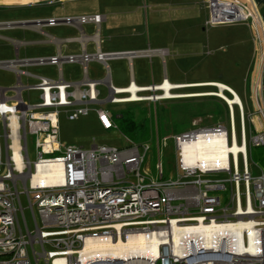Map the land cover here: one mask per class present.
<instances>
[{
  "label": "built area",
  "instance_id": "1",
  "mask_svg": "<svg viewBox=\"0 0 264 264\" xmlns=\"http://www.w3.org/2000/svg\"><path fill=\"white\" fill-rule=\"evenodd\" d=\"M201 4L207 10L205 26L248 21L259 38L249 0H202ZM62 21L97 24L101 16L66 17ZM58 22L61 20L49 18L33 23ZM138 52L16 55L0 61V67L16 74L13 85H0V264H264V168L252 159L259 171L253 174L249 164L251 149L264 146V128L257 130L253 121L259 115L264 126V85L258 82V62L252 80L257 88L254 109L245 114L241 102L231 105L221 97L228 109V126L193 120L189 129L173 135L175 177L169 178L164 177L161 162L155 165L156 178L143 172L151 148L148 140H129L122 147L93 144L89 148L61 140L60 114L75 120L87 115L91 105H99L94 111L102 129H117L114 113L101 105L106 101L122 103L118 100L128 93L107 80L108 95L99 99L98 80L85 76L71 82L61 75L52 78L27 69L78 61L86 72V64L92 59L105 62ZM216 137L229 147L237 143L240 150L236 154L229 150L221 164L195 161L185 153L184 143ZM158 147L160 151L157 141ZM222 174L226 176H219ZM239 222L251 225L252 235L244 229L240 238L243 245L254 242L259 246L258 257L237 251L240 238L230 233L217 242L213 237L211 249L202 243L192 244L190 237L179 244L168 239L157 241L156 250L142 253L128 254L121 248L116 254L110 248L160 227L172 231L174 226ZM97 244L110 247L94 249ZM178 246L181 252L177 253L174 248ZM196 251L202 253L196 255Z\"/></svg>",
  "mask_w": 264,
  "mask_h": 264
},
{
  "label": "crops",
  "instance_id": "2",
  "mask_svg": "<svg viewBox=\"0 0 264 264\" xmlns=\"http://www.w3.org/2000/svg\"><path fill=\"white\" fill-rule=\"evenodd\" d=\"M249 1L258 24L259 38L248 21L205 26L207 10L202 6V0H0V40L9 42L15 56L19 57L22 49L27 52L30 46L35 45L49 47L44 56L77 55L83 51L95 53L97 50L139 51L120 58H109L105 62L92 59L86 64V72L78 61L62 62L60 66L52 65L56 66L55 76L44 75L52 78L61 75L64 80L71 82L80 81L87 76L100 82L97 86L99 95L103 86L108 91L105 84L107 80L117 88H125L131 84L139 88L153 87L161 85L165 80L175 85L184 83L186 86L189 85V88L198 84L220 82L238 94L236 92L238 82L236 84L216 80L181 82L171 80L168 69L163 72L161 68L160 71L154 69L155 58L161 63V59L166 61L168 56L171 67L176 64L175 54L157 47L156 44L163 36H167L163 40L167 39L173 45L177 30L170 25L174 27L177 23H183L186 25L185 31L188 36L199 33L200 40H203L201 47L204 46L206 49L210 45L211 51L223 46L231 47V54L228 55L230 59L219 55L212 58L211 62L215 63L218 70H223L224 65L218 64L229 61L232 65L231 71L241 73L245 83L243 88L254 104L257 88L252 80L258 67L260 71L258 82L264 85V0ZM177 8H181L180 11H176ZM89 15H100L101 21L97 24L62 21L66 17ZM49 18H57L61 22L55 25L43 23L40 26L33 23ZM55 29L58 32L51 33V30ZM121 47H125L126 50H118ZM188 54L193 56L198 52L189 51ZM147 56L153 65L148 75L145 73L144 63ZM206 63L207 60H204V64ZM64 64H68L71 71L68 77L64 74ZM186 86L177 89H185ZM171 91H176V88H172ZM198 91L189 90L186 93ZM253 121L257 130L264 128L258 116H255ZM200 123L204 124L201 119Z\"/></svg>",
  "mask_w": 264,
  "mask_h": 264
},
{
  "label": "rangeland",
  "instance_id": "3",
  "mask_svg": "<svg viewBox=\"0 0 264 264\" xmlns=\"http://www.w3.org/2000/svg\"><path fill=\"white\" fill-rule=\"evenodd\" d=\"M181 8H177L176 11H180ZM162 27V26H161ZM170 27L175 28L176 37L173 45L168 42L167 36H163L159 42L156 44L159 48H164L166 51L169 50L170 53H174L175 65L171 67L168 56H166V61L161 59V63L155 58L153 61L154 69L163 71L168 69V73L171 80L181 81V82H197V81H224L237 83L238 88L236 92L238 93L242 105L244 107V112L247 114L249 111L254 109V104L250 99L249 94H246V89L243 88L245 83L242 80L241 73L232 72V65L228 61L223 64V70L216 67L214 62H211L212 58H216L219 55H224V57L230 59L228 55L231 54V47L223 46L220 49H213L209 45L205 49L204 46H200L201 42L203 45V40H200V36L193 34L188 36L186 33V25L183 23H177L170 25ZM173 32V29L171 30ZM58 31L51 30V33L55 34ZM162 32V31H161ZM188 38H192L191 40ZM48 48L45 45H35L30 46L27 52L20 51V57H38L44 56L48 52ZM118 50H126L125 47H121ZM12 45L4 40H0V61L13 59L15 54L13 52ZM116 51V50H115ZM189 51L197 55L188 54ZM171 59V57H170ZM202 60V61H201ZM204 60L207 63L204 64ZM112 61V60H110ZM145 63V73L148 75L153 69V65L149 62V57L144 59ZM149 62V63H147ZM202 62V64H201ZM111 65V62H109ZM27 69L37 75H56V66L42 64L29 66ZM63 70L65 77L71 72L68 64L63 65ZM106 70V69H104ZM123 75V73H122ZM25 81V79H22ZM16 81V74L14 71L6 68L0 67V85L1 86H11ZM30 82H35L34 78H30ZM103 86V85H102ZM189 90H199L198 92L208 93L216 92L218 89L215 86L206 85H194L189 88V85L185 89H176L177 93L189 92ZM157 91V92H155ZM161 93V90H151L141 92L140 95L143 96H153L154 94ZM224 94L228 97H232V94H228L224 91ZM108 95V91L104 88L101 89L99 99H105ZM104 109H108L114 113V116H119L122 112L128 111L134 115L136 120H141L145 118L147 120L149 128V138L147 139L150 143V150L148 151L145 161L142 165L143 172L149 177H157V171L155 168L156 163L161 162L163 168V174L165 178L175 177V161L176 154L174 149V142L172 136L185 131L191 127V122L193 120H202L204 124H213L217 122L226 123L228 126V109L225 101L218 95H197L191 97H175L166 99H144L139 101H128L122 103H111L106 101L101 105ZM99 105H91L90 111L87 115L80 116L75 120H68L64 114H60L59 130L61 140L67 144H74L84 148H89L93 144H106L114 145L117 147L127 146L129 144V139L126 137L118 128L104 130L99 125L94 111ZM234 121L236 129L238 130V111L237 107L234 106ZM247 127V136L249 137V125L248 118L245 120ZM201 124V123H200ZM157 141L160 144L157 148ZM31 143L29 139V149L30 157L33 159L34 154L31 151ZM252 158H249V164L252 169L253 174H257L258 169L252 165ZM219 176H226L222 174ZM29 219V215L27 214Z\"/></svg>",
  "mask_w": 264,
  "mask_h": 264
},
{
  "label": "bare ground",
  "instance_id": "4",
  "mask_svg": "<svg viewBox=\"0 0 264 264\" xmlns=\"http://www.w3.org/2000/svg\"><path fill=\"white\" fill-rule=\"evenodd\" d=\"M198 84V83H196ZM199 85V84H198ZM202 85V84H201ZM199 85V86H201ZM206 85V84H203ZM209 85H213L217 87L216 92H208V93H201V92H191V93H177L172 92V88H179L184 87L186 85L180 84L175 85L167 80H165L161 85H157L155 87H144L139 88L135 84H131L128 87L121 88L119 91L128 93L125 96H121L118 101L121 102H128V101H139L144 99H166V98H175V97H188V96H197V95H218L220 97H225L228 102L231 103H237L241 102L240 98L238 97V94H236L231 88L226 86L223 83L220 82H212L209 83ZM161 90V93L154 94L153 96H143L138 94L137 90ZM224 90H228L234 93L233 97H227L224 92ZM157 92V91H155ZM257 92V91H256ZM232 105V104H231ZM259 118V115H257ZM184 149L185 153L187 155H191V159L195 161H207L212 160L214 163H225L227 160V152L229 150H232L235 154L238 150H240V145L237 143H234L232 147L226 146L224 142H222L220 139L213 138V139H200L188 143H184ZM243 149V148H242ZM251 225L249 223L245 222H239L236 225H216V224H209V225H193L191 227H177L174 226L173 230H167L166 228L160 227L156 228L155 231H151L150 233L145 232V234L136 236V237H130L127 239L126 242H118L116 244H113L111 248L112 252L115 251L116 254L120 253V249L122 248L125 252H132V251H139L143 252L146 250H156V242H166L167 239L170 243L173 244H179L181 240H183L185 237H190L194 239L192 244L202 243L205 245V248L211 249L213 246V237L216 238L214 240L217 242V239L225 236L227 234H237V236L240 238L242 231L246 229L249 232V235H252ZM219 236V237H217ZM252 237V236H250ZM200 241V242H199ZM98 247H105L102 246V244H97L94 249ZM106 246L105 248H109ZM237 251L240 253H251V256L258 257V245L254 244V242H251L249 246L243 245L241 238L237 240ZM181 247L178 246L175 249V252H181ZM202 252L196 251V255L201 254ZM247 255V254H246Z\"/></svg>",
  "mask_w": 264,
  "mask_h": 264
},
{
  "label": "trees",
  "instance_id": "5",
  "mask_svg": "<svg viewBox=\"0 0 264 264\" xmlns=\"http://www.w3.org/2000/svg\"><path fill=\"white\" fill-rule=\"evenodd\" d=\"M115 121L117 123V128L128 137L129 140L143 142L147 141L149 138V128L145 118L136 120L134 115L125 111L119 116H115ZM251 158L264 168V146L252 148Z\"/></svg>",
  "mask_w": 264,
  "mask_h": 264
},
{
  "label": "water",
  "instance_id": "6",
  "mask_svg": "<svg viewBox=\"0 0 264 264\" xmlns=\"http://www.w3.org/2000/svg\"><path fill=\"white\" fill-rule=\"evenodd\" d=\"M7 24V23H6Z\"/></svg>",
  "mask_w": 264,
  "mask_h": 264
}]
</instances>
